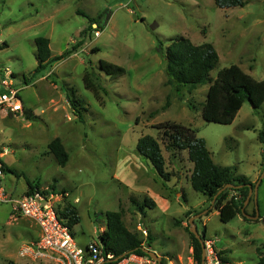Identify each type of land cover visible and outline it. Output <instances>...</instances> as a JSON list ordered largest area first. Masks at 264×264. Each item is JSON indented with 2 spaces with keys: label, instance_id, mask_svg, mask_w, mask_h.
<instances>
[{
  "label": "rangeland",
  "instance_id": "obj_1",
  "mask_svg": "<svg viewBox=\"0 0 264 264\" xmlns=\"http://www.w3.org/2000/svg\"><path fill=\"white\" fill-rule=\"evenodd\" d=\"M39 36L50 39L52 56L65 57L35 72ZM180 36L215 46L219 61L210 79L231 64L264 79V0L233 7L215 0H0V92L4 80L12 82L24 104L20 112L0 108L3 184L18 196L29 190L28 182L41 190L54 185L64 195L55 198L61 217L67 220V205L78 211L73 231L81 246L99 242L107 211L122 209L126 226L145 244L151 235L148 248L168 264H195L190 218L200 235L206 231L205 242L211 241L220 264H253L264 253V143L259 140L264 102L254 107L246 100L232 123L206 120L202 109L210 82L182 96L166 85L162 46ZM102 60L125 72L107 74ZM87 72L98 95L86 86ZM167 121L192 126L216 164L260 181L258 219L242 214L220 219L209 197L191 186L194 164L188 151H169L163 144L156 125ZM146 134L161 142L167 187L137 151ZM56 137L70 156L65 166L48 149ZM148 190L167 198L168 206L140 210L145 197L154 199ZM189 211L195 213L189 217ZM245 212L255 215L254 194ZM32 224L0 201V264H53L19 255L21 245L37 234Z\"/></svg>",
  "mask_w": 264,
  "mask_h": 264
},
{
  "label": "trees",
  "instance_id": "obj_2",
  "mask_svg": "<svg viewBox=\"0 0 264 264\" xmlns=\"http://www.w3.org/2000/svg\"><path fill=\"white\" fill-rule=\"evenodd\" d=\"M215 1L220 7L244 6L247 3V0ZM91 21L90 26L92 27L96 21L94 19H91ZM36 45L39 63L35 72L46 69L54 61L65 57V53L59 56H52L48 37H37ZM163 48L162 46L167 61L166 85H173L180 96L183 95L184 90L192 92L199 86L210 82L202 109L203 117L206 120L218 123H232L246 100H249L254 107H258L264 102V79L254 78L237 64L221 68L217 76L214 79H210V72L219 61V53L212 43L196 44L189 38L180 36L170 39V44L166 49ZM100 68L115 77L125 72L122 66L103 60L100 62ZM84 81L86 86L92 88L98 95L99 86L95 84L88 72L84 76ZM70 101L72 102L71 99ZM71 104L75 105L73 102ZM169 104L170 101L168 99L167 105ZM78 115L81 119L83 118L81 112ZM156 127L159 133H162L161 140L167 150L188 151L189 158L194 164L190 176V183L193 189L204 193L212 201L219 190L226 184H233V187L226 188L219 193L213 204V209L219 212L220 219L228 222L239 214L244 215L242 207L250 192L249 184L254 186L255 183L248 176L238 174L235 167L216 164L206 140L198 136L197 131L192 126L180 122L167 121L158 123ZM259 140L264 143V128L259 133ZM48 149L50 153L55 155L60 165L65 166L68 163L70 156L61 138L56 137L49 142ZM137 151L142 158L149 160L153 164L163 182V186L167 187V181L170 178L165 170L166 159L159 138L149 134L142 135L137 142ZM28 183L30 188L26 191V194H32L36 191H42L43 193L57 191L54 185L50 186L49 189L41 190L37 183ZM148 206L154 208L156 202L152 198L145 197L143 203L140 204V210ZM63 210V216L68 220V224L73 230V226L80 222L78 211L70 205L65 206ZM193 213L195 212L189 211L188 216L191 217ZM123 216L124 211L122 209L107 211V228L100 235L99 243L103 245L106 252L113 253L115 257L132 252L149 256L144 251V248L151 245V235H149V239L145 244L136 233L126 226ZM187 230L192 237L195 264H202L201 241L191 232L189 225ZM72 233L75 234L74 231ZM205 240L206 231L203 234V241L205 242ZM222 261L228 263L226 259L222 258ZM116 262L113 260L107 264H115ZM7 264L17 263L10 260ZM161 264H168L165 258L162 259ZM253 264H264L263 252L260 253L258 260Z\"/></svg>",
  "mask_w": 264,
  "mask_h": 264
},
{
  "label": "built area",
  "instance_id": "obj_3",
  "mask_svg": "<svg viewBox=\"0 0 264 264\" xmlns=\"http://www.w3.org/2000/svg\"><path fill=\"white\" fill-rule=\"evenodd\" d=\"M3 84L5 88L0 92V108L12 112L23 111L20 90L7 80H4ZM4 175V163L0 159V201L10 204L13 211L33 221L40 228L37 239L27 241L19 248L18 253L21 257L53 264H107L113 260L117 261L115 264H159L150 256L136 252L115 257L113 253L106 252L99 242H91L86 246L79 245L68 220L61 217L55 203V198L64 197L62 192L36 191L18 196L7 191L3 184ZM205 243L209 262L220 264L211 241L207 240Z\"/></svg>",
  "mask_w": 264,
  "mask_h": 264
},
{
  "label": "water",
  "instance_id": "obj_4",
  "mask_svg": "<svg viewBox=\"0 0 264 264\" xmlns=\"http://www.w3.org/2000/svg\"><path fill=\"white\" fill-rule=\"evenodd\" d=\"M259 182H257V184H255L254 186L252 184H249V187H250V192H249V195L244 203V206L242 207V212L243 214L249 218V219H258L260 217V210H259V206H258V186H259ZM229 187H233V184L231 183H228L226 184L222 189L219 190V192L215 195L214 199L212 200V203H211V206L210 208L213 207V204L215 202V199L217 197V195L219 193H221L223 190H225L226 188H229ZM252 194H254V202H255V210H256V213L255 215H252V214H249L247 212H245V206L248 204V202L250 201V198L252 196ZM194 218H190V230L192 233L195 234V236H197L200 241H201V244H202V264H206V246L204 244V241H203V236L200 235L198 233V230H197V226L195 224V222L193 221ZM144 251L151 257L153 258L154 260H156L159 264H161V261H162V256L159 255L156 251L148 248V247H145L144 248Z\"/></svg>",
  "mask_w": 264,
  "mask_h": 264
},
{
  "label": "crops",
  "instance_id": "obj_5",
  "mask_svg": "<svg viewBox=\"0 0 264 264\" xmlns=\"http://www.w3.org/2000/svg\"><path fill=\"white\" fill-rule=\"evenodd\" d=\"M148 162V161H147ZM144 192H146V193H148V194H150V195H152L153 197H154V201L156 202V204H157V206L159 207V205H161V206H168V203L170 202L167 198H165V197H163V196H160L159 195V193L158 192H155L154 190L152 191V190H148V191H144ZM13 193V192H12ZM179 196H180V198H181V195H180V193H177ZM17 195V194H16ZM157 196H159V198L157 197ZM218 212V211H217ZM219 213V212H218ZM32 226L33 227H35L36 229H37V234L36 235H33L32 237H31V239L30 240H35V239H37L38 237H39V235H40V228H39V226L37 225V224H32ZM29 240V241H30Z\"/></svg>",
  "mask_w": 264,
  "mask_h": 264
}]
</instances>
